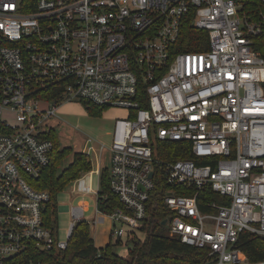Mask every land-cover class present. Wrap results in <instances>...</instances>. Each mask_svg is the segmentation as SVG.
<instances>
[{"label":"built area","instance_id":"1","mask_svg":"<svg viewBox=\"0 0 264 264\" xmlns=\"http://www.w3.org/2000/svg\"><path fill=\"white\" fill-rule=\"evenodd\" d=\"M242 7V0H0V264H17L32 246L66 249L84 219L88 203L80 201L60 240L42 218L48 190L31 183L50 163L45 125L71 100L127 111L114 120L107 148L120 206L107 213L96 203L112 236L143 227L158 166L168 186L188 191L164 193L166 224L180 241L206 249L202 264H264L237 246L243 231L264 235V57L252 46L264 15L252 19ZM190 13L208 48L175 52ZM158 141L183 143L191 158L156 157ZM93 150L81 152L90 158ZM85 175L75 179L77 191L98 193ZM207 187L224 202L207 200L202 210Z\"/></svg>","mask_w":264,"mask_h":264},{"label":"trees","instance_id":"2","mask_svg":"<svg viewBox=\"0 0 264 264\" xmlns=\"http://www.w3.org/2000/svg\"><path fill=\"white\" fill-rule=\"evenodd\" d=\"M242 10L247 12L252 19H258L260 13L264 15V3L261 0H242ZM191 13L184 21L181 35L174 45L175 52L200 51L208 48L209 38L205 30L192 26ZM254 50L264 57V25L261 33L252 36ZM49 94L48 90L39 92V95ZM141 106L145 105L146 90L141 86L138 93ZM85 105L86 110L93 115H99L104 106ZM48 136L53 140L50 163L42 170L39 177L31 183L39 189L49 192V200L42 209V218L46 225L53 228L57 225L56 211L57 193L62 191L69 183L74 182L83 173L92 169L91 161L87 154L73 152L72 161L60 171V161L66 157L71 149L61 147L56 139L55 132L51 131ZM155 156L160 159L177 160L191 158L185 151V145L180 142L164 141L156 142L154 145ZM205 162V161H204ZM154 187L150 191L147 203V217L143 227L146 230L144 239H140L135 232L127 234L124 238H117L116 243L125 239L130 258L121 256L113 251L111 241L104 247H97L90 235V223L86 219L75 223L68 244L64 250H41L34 246L27 251L17 255L14 262L17 264H202L206 258V249L188 245L179 238L167 233L162 221L171 214L164 201V193L171 188L176 194H187L188 191L181 187H170L167 185L162 171L155 166ZM99 185L96 203L100 211L111 212L120 206L117 197L111 192L109 186L108 167L100 169ZM212 200L223 203L224 197L212 192L207 187L198 199L202 210H207L205 202ZM237 246L248 256L250 261L264 260V235L253 234L243 231L239 234Z\"/></svg>","mask_w":264,"mask_h":264},{"label":"rangeland","instance_id":"3","mask_svg":"<svg viewBox=\"0 0 264 264\" xmlns=\"http://www.w3.org/2000/svg\"><path fill=\"white\" fill-rule=\"evenodd\" d=\"M44 105H47V103H44ZM126 115L127 111L119 107H106L102 109L99 115H93L78 100L62 102L57 109L56 117L49 119L45 125L46 128H50L55 132L60 148L68 147L71 149V152L60 161L58 170L65 168L72 161L73 152L86 151L90 145L94 147V150L88 153L92 168H96L98 164L102 167L108 166L110 153L107 148L111 142L114 120ZM101 144H104L106 148L99 155L98 151ZM85 173L87 174L85 175L86 185H90L93 191L98 190L100 188L98 174L93 173L89 176L88 172ZM96 198L97 193L78 192L74 182L69 183L62 191L57 193V225L55 231H57L58 238L60 240L66 239L69 224L74 220L71 208L80 201H85L88 203V208L84 211L83 217L90 223V235L96 246L102 247L111 241L114 252L130 258L128 248L131 244H126L125 239L120 243H116L117 238L110 233L108 216L96 212ZM61 205H67L69 209H60L59 206ZM163 227L167 233L171 234L168 224L163 225ZM135 233L140 239H144L146 230H136Z\"/></svg>","mask_w":264,"mask_h":264},{"label":"water","instance_id":"4","mask_svg":"<svg viewBox=\"0 0 264 264\" xmlns=\"http://www.w3.org/2000/svg\"><path fill=\"white\" fill-rule=\"evenodd\" d=\"M152 176H153V173L151 172L150 177H152ZM59 208L60 209H68V206L67 205H61V206H59ZM166 222H167V218L163 219L162 224L165 225Z\"/></svg>","mask_w":264,"mask_h":264},{"label":"crops","instance_id":"5","mask_svg":"<svg viewBox=\"0 0 264 264\" xmlns=\"http://www.w3.org/2000/svg\"><path fill=\"white\" fill-rule=\"evenodd\" d=\"M90 159V158H89ZM91 161V160H90ZM91 165H92V162H91ZM109 166V165H108ZM108 166H106V167H108ZM96 168H98L99 170L102 168V166L101 165H96ZM93 169V168H92ZM95 169V168H94ZM110 221V220H109ZM106 244H108V243H106ZM106 244H104V246L106 245ZM96 245V244H95ZM104 246H102V247H104Z\"/></svg>","mask_w":264,"mask_h":264}]
</instances>
